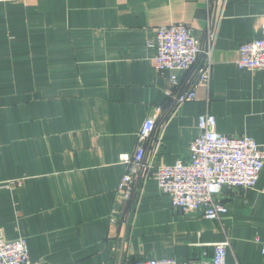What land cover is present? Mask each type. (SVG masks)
Here are the masks:
<instances>
[{
    "label": "crops",
    "instance_id": "obj_1",
    "mask_svg": "<svg viewBox=\"0 0 264 264\" xmlns=\"http://www.w3.org/2000/svg\"><path fill=\"white\" fill-rule=\"evenodd\" d=\"M174 23L212 47L209 85L194 67L156 68L157 29ZM263 37L264 0L1 1L0 237L26 239L29 264H186L225 239L228 262L264 264V167L254 187L222 188L219 220L173 207L141 174L127 204L117 195L120 155L155 107L152 165L187 161L205 112L264 147V70L237 65L240 45ZM194 84L193 101L166 96Z\"/></svg>",
    "mask_w": 264,
    "mask_h": 264
},
{
    "label": "built area",
    "instance_id": "obj_2",
    "mask_svg": "<svg viewBox=\"0 0 264 264\" xmlns=\"http://www.w3.org/2000/svg\"><path fill=\"white\" fill-rule=\"evenodd\" d=\"M3 0H0V2ZM155 66L158 70L188 71L196 73V83L209 85L211 79L212 47L203 48L192 30L183 23L158 27L154 41ZM237 65L243 70H264V37L243 43L239 47ZM171 87L177 84L175 75L170 77ZM166 96L175 106L196 98L195 84L189 89L166 90ZM161 109L153 111L144 120L138 132V145L132 155L123 153L120 161L127 170L117 186V195L125 205L133 196V178L141 174L143 180H155L161 193L167 195L173 207L184 211L202 210L208 220H219L226 211L221 194L223 187L252 188L264 167V147L250 136H229L216 130L215 115L205 112L198 116L199 133L190 141L189 159L172 165H152L145 160V144L151 140ZM113 209L111 220L119 214ZM229 241L212 244L210 258L186 264H239L227 261ZM26 239L6 240L0 237V264H29ZM129 264H177L173 258H150Z\"/></svg>",
    "mask_w": 264,
    "mask_h": 264
}]
</instances>
